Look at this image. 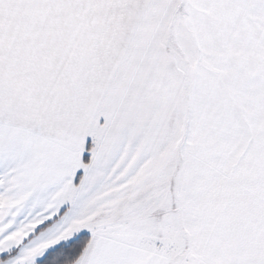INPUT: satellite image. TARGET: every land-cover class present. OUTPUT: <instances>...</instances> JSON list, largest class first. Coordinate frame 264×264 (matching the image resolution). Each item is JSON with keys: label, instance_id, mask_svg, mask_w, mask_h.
Wrapping results in <instances>:
<instances>
[{"label": "snow or ice", "instance_id": "snow-or-ice-1", "mask_svg": "<svg viewBox=\"0 0 264 264\" xmlns=\"http://www.w3.org/2000/svg\"><path fill=\"white\" fill-rule=\"evenodd\" d=\"M0 264H264V0H0Z\"/></svg>", "mask_w": 264, "mask_h": 264}]
</instances>
